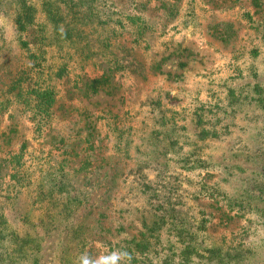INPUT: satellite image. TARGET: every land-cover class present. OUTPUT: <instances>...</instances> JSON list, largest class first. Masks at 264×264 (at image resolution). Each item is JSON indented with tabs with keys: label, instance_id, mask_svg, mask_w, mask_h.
I'll list each match as a JSON object with an SVG mask.
<instances>
[{
	"label": "rangeland",
	"instance_id": "1",
	"mask_svg": "<svg viewBox=\"0 0 264 264\" xmlns=\"http://www.w3.org/2000/svg\"><path fill=\"white\" fill-rule=\"evenodd\" d=\"M28 2L20 30L0 0V264H264V0Z\"/></svg>",
	"mask_w": 264,
	"mask_h": 264
},
{
	"label": "trees",
	"instance_id": "2",
	"mask_svg": "<svg viewBox=\"0 0 264 264\" xmlns=\"http://www.w3.org/2000/svg\"><path fill=\"white\" fill-rule=\"evenodd\" d=\"M18 2H20V6H18V9H16L15 11L14 23L16 24L18 29L24 30L25 28H27V26L33 23L32 20H33L34 10L30 2H28V0H18ZM36 98L38 99L37 100L38 102H41L43 104L42 106H49L53 101V91L50 88H45L44 90H40L39 93L36 94ZM35 105L39 106L37 103ZM38 110L41 111L43 110V108L38 107ZM149 245L151 246L152 243L148 239H146V237H144L142 241L133 242L132 243V246H134L133 249L132 250L128 249V251L131 252L130 259L127 261V263L124 264H140L141 260L140 258L136 257V254L143 255L144 257L142 256V259L146 258V255L150 248ZM183 249H184L183 253L186 255L185 249H188V247L184 245ZM169 261H170V257L166 259H162V261H160V264H169ZM172 262L173 261H171V264H173Z\"/></svg>",
	"mask_w": 264,
	"mask_h": 264
},
{
	"label": "clouds",
	"instance_id": "3",
	"mask_svg": "<svg viewBox=\"0 0 264 264\" xmlns=\"http://www.w3.org/2000/svg\"><path fill=\"white\" fill-rule=\"evenodd\" d=\"M124 255H126L130 259L127 252H125ZM120 258V255H118L117 253H113L110 256L103 257L101 261L93 262L90 261L87 256H83L81 257V264H117Z\"/></svg>",
	"mask_w": 264,
	"mask_h": 264
}]
</instances>
